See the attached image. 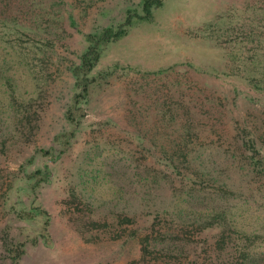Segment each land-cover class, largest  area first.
<instances>
[{"label":"trees","instance_id":"1","mask_svg":"<svg viewBox=\"0 0 264 264\" xmlns=\"http://www.w3.org/2000/svg\"><path fill=\"white\" fill-rule=\"evenodd\" d=\"M161 5V0H140V12L127 7L120 21L83 34L86 45L67 67L73 83L63 112L66 126L52 135L48 146H34L15 169L0 167V209L6 216L0 228V264H19L26 246L51 245L50 215L39 191L54 177L55 162L89 128L82 145L90 149L84 150L80 168L75 158L73 170L66 171V199L72 206L67 218L83 240L119 239L130 226L126 236L137 242L140 264H264V108L248 107L255 103L253 95L264 96L262 18L228 41L226 74L241 79L243 89L189 84L179 69L166 80L172 68H162L152 74L163 81L152 78L133 89V96H146L143 102L132 101L138 106L130 107L126 121L133 133L111 121H83L92 91L116 67L95 71L105 49L125 36L134 20H148ZM34 7V2L26 6L33 12ZM27 9L28 20L40 25L42 10L33 18ZM13 27L18 34L28 29L14 23L4 33ZM7 96L0 103V157L19 151L37 129L31 109L35 100L20 101L13 89ZM237 99L247 106L241 113ZM110 126L126 137L121 146L105 136L113 132ZM97 141L110 152L103 154L106 149L100 151ZM85 160L92 169L81 166ZM99 181L111 185L108 197L93 193ZM210 230L213 234L199 238Z\"/></svg>","mask_w":264,"mask_h":264},{"label":"rangeland","instance_id":"2","mask_svg":"<svg viewBox=\"0 0 264 264\" xmlns=\"http://www.w3.org/2000/svg\"><path fill=\"white\" fill-rule=\"evenodd\" d=\"M161 1V7L154 9L148 20H134L127 34L105 49L95 71L116 67L106 81L92 91L83 116L85 125L111 121L120 130L124 128L133 133L126 121L130 107L138 106L132 101L146 100L144 94L133 96V89L136 90L138 83L145 80L152 83V78L157 83L164 79L170 80L175 76L170 72L178 69V73L189 84L201 85L206 82L219 86L223 91L232 85L244 88L241 79L226 74L230 67L226 62L227 52L230 51L228 41L235 35H244L248 26L254 27L259 22V17L264 21V0ZM32 2L36 4L34 12L33 8H26ZM32 2L0 0V64L4 67L0 72V103H6L12 89L20 101L34 99L31 109L34 108L37 122L35 134L20 143L19 151L18 148L11 149L7 155L0 157V167L3 166L5 171L15 169L34 146H48L52 135L66 126L63 112L69 103L73 83L67 67L77 61L78 54L86 45L83 34L120 21L127 7L140 12V0ZM252 6L259 9L254 10ZM26 9L27 12L31 10L32 17L42 10V15H45L40 17L39 22L42 23H31L34 19L28 20L31 16L25 14ZM14 23L25 24L28 29L24 30V34H18L13 32V29H17L13 27L7 34L4 33ZM10 44L16 46L11 48ZM169 67L172 69L162 80L158 79L160 74H152L153 71ZM253 97L255 103L248 107L264 108V96L255 94ZM239 99L236 102L241 113L247 106ZM116 127L110 126L108 130L113 132H106L108 134L105 136L110 144L121 146L119 141L126 137L123 132L116 131ZM89 129L82 131L71 149L55 162L54 177L39 191L40 203L50 215L48 231L51 245L26 246L19 264H140L137 261V242L126 236L130 226L119 239L88 242L68 222L67 211L72 206L66 199V182L70 178L66 171L73 170L75 158L80 168L79 162L85 157L84 150L90 149L88 144L82 145V139L87 136ZM97 142L101 151L103 144ZM109 152L106 149L102 153ZM86 163L87 160L81 166L92 169ZM101 184L102 181H99L94 185L93 193L97 195L99 191L98 197H108L112 191L111 185ZM5 221L6 216L0 209V228ZM213 232L203 231L198 236L200 239L206 238Z\"/></svg>","mask_w":264,"mask_h":264}]
</instances>
